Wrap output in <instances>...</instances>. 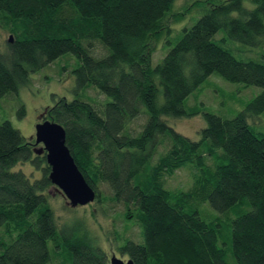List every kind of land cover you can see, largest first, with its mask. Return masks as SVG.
<instances>
[{
    "label": "trees",
    "instance_id": "obj_1",
    "mask_svg": "<svg viewBox=\"0 0 264 264\" xmlns=\"http://www.w3.org/2000/svg\"><path fill=\"white\" fill-rule=\"evenodd\" d=\"M175 1L0 0V28L13 35L9 56L0 54V100L31 74L74 55L77 96L54 98L45 120L65 128L95 202L103 201L99 184H108L111 200L125 206V222L140 227L139 242L118 238L119 254L134 264H264V133L248 120L264 113V64L238 59L225 46L264 48V0H206L211 7L174 45L167 40L154 67L150 42ZM95 41L103 57L92 56ZM213 74L262 92L233 119L205 113L207 127L193 141L164 117L189 116L188 98ZM92 87L107 97L103 104L87 97ZM143 115L141 131L132 132ZM27 162L40 178L14 170ZM187 164L196 171L193 187L167 189L166 175ZM50 173L46 153L37 155L11 122L2 123L0 264H110L84 221L58 226ZM205 203L223 216L204 220Z\"/></svg>",
    "mask_w": 264,
    "mask_h": 264
},
{
    "label": "rangeland",
    "instance_id": "obj_2",
    "mask_svg": "<svg viewBox=\"0 0 264 264\" xmlns=\"http://www.w3.org/2000/svg\"><path fill=\"white\" fill-rule=\"evenodd\" d=\"M246 6L253 8V4L249 2L246 3ZM210 7V2L208 3L206 0H176L174 2L162 24V32L157 36L154 35L150 42V48L153 50L152 64L154 67L165 57L168 49L167 42L170 40L174 45L181 35V30L194 25L202 17L204 11ZM223 36L224 33L220 32L216 38L219 40ZM10 37L13 38V35L8 29L0 28V54L9 56ZM225 46L230 50L232 48L233 54L238 59L254 60L264 64V48H245L237 42L233 45L228 42ZM90 49L93 57H103L106 54L103 45L98 41L92 42ZM78 64L79 62L74 55L66 54L39 72L31 74L30 82L27 85L22 86L18 92L7 94L0 100V125L5 121L11 122L30 142L33 150H41L42 145H36V126L45 120V114L53 106L54 98H59V96L69 100L76 98L74 70ZM91 89L86 92L87 97L94 99L97 105L103 104L107 97L95 87ZM261 92L260 87H244L242 84L229 82L221 76L213 74L188 98L186 110L191 113L189 116L182 118L164 117V120L178 133L193 141H199L202 130L207 127L205 113L214 114L222 119H233L244 111ZM22 107L25 109L24 116L19 114ZM145 120L144 115L135 119L130 125V130L138 133L141 131ZM248 120L258 133H264V113ZM161 152L162 149L154 158L153 164L157 162ZM207 163L212 166L213 159L208 157ZM14 170L23 171L32 180L41 177L40 171L34 169L29 162L18 164ZM195 173V169L187 164L172 175H166L165 187L172 191H188L194 185ZM99 191L103 198L101 203L94 202L87 206L72 208L64 194L53 186L49 191V202L55 213L58 226L70 225L75 220L84 221L99 244L106 249L109 262L113 256L128 261L126 256L120 255L117 251V247L121 244L118 238L126 237L139 242L141 229L137 225L125 222V206L123 203L111 200L113 193L108 184L100 183ZM200 208L201 216L207 222L223 216L209 203L201 205ZM232 217L235 219L236 215L233 214ZM221 224L225 231L227 229L225 224Z\"/></svg>",
    "mask_w": 264,
    "mask_h": 264
},
{
    "label": "water",
    "instance_id": "obj_3",
    "mask_svg": "<svg viewBox=\"0 0 264 264\" xmlns=\"http://www.w3.org/2000/svg\"><path fill=\"white\" fill-rule=\"evenodd\" d=\"M13 43V38H9ZM36 145H42L41 150H34L37 155L46 153L51 166L50 180L69 201L72 208L87 206L94 203L96 191L90 186L75 163L69 147L65 129L58 124L45 122L36 126ZM110 264H134L132 260L123 261L115 256Z\"/></svg>",
    "mask_w": 264,
    "mask_h": 264
},
{
    "label": "bare ground",
    "instance_id": "obj_4",
    "mask_svg": "<svg viewBox=\"0 0 264 264\" xmlns=\"http://www.w3.org/2000/svg\"><path fill=\"white\" fill-rule=\"evenodd\" d=\"M49 122V123H54V124H58V125H60L59 123H56V122H52V121H49V120H44L43 122H41V123H39V124H43V123H45V122ZM38 124V125H39ZM61 127H63L62 125H60ZM63 129H65L64 127H63ZM66 131V130H65ZM47 163H48V161H47ZM76 163V162H75ZM48 165L50 166V164L48 163ZM77 165V164H76ZM50 168H51V166H50ZM52 172V171H51ZM51 174V173H50ZM49 179H50V175H49ZM51 181V180H50ZM124 261V260H123ZM126 262V261H125Z\"/></svg>",
    "mask_w": 264,
    "mask_h": 264
}]
</instances>
